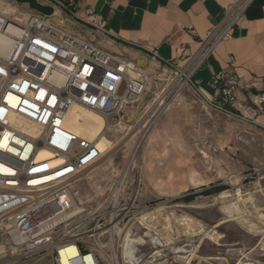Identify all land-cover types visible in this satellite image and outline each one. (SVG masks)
Here are the masks:
<instances>
[{"label":"rangeland","instance_id":"obj_1","mask_svg":"<svg viewBox=\"0 0 264 264\" xmlns=\"http://www.w3.org/2000/svg\"><path fill=\"white\" fill-rule=\"evenodd\" d=\"M56 18L49 19L57 25ZM179 82L167 70L103 135L98 150L106 156L75 185L84 212L68 233L101 264H131L123 258L126 232L137 240L134 264H264V129L213 111L189 87L153 121L158 98ZM69 121L90 138L101 135L91 112L76 109ZM17 264L51 263L36 256Z\"/></svg>","mask_w":264,"mask_h":264},{"label":"built area","instance_id":"obj_2","mask_svg":"<svg viewBox=\"0 0 264 264\" xmlns=\"http://www.w3.org/2000/svg\"><path fill=\"white\" fill-rule=\"evenodd\" d=\"M36 1L51 7L52 16L61 10L76 23L105 31L104 20L92 8L85 9L83 16L77 14L75 0ZM250 1L240 0L231 7L227 25L207 33L205 53L192 69L165 62L180 78L175 95L172 92L168 98L169 106L180 105L177 98L189 87L217 113L253 124L264 115L263 93L250 94L249 100L239 98L240 90L250 91L254 82H241L223 69L212 74L211 93H206L194 78ZM3 4L0 35L14 43L9 56L0 55V264L36 256L46 257L51 264H101L94 251L68 233L70 220L62 218L73 208L75 185L102 158L96 140L65 126L66 114L75 104L93 110L104 119L106 135L121 124L127 106L143 99L149 79L144 70L55 26L46 16ZM10 27L20 35L12 34ZM41 151L50 157L39 160ZM73 245L80 251L77 257L68 252Z\"/></svg>","mask_w":264,"mask_h":264},{"label":"crops","instance_id":"obj_3","mask_svg":"<svg viewBox=\"0 0 264 264\" xmlns=\"http://www.w3.org/2000/svg\"><path fill=\"white\" fill-rule=\"evenodd\" d=\"M1 1L20 10L17 0ZM75 2L80 16H83L85 9L92 8L104 20L105 31H95L76 23L61 10H56L57 25L71 26L69 31L64 30L144 70L151 85L155 80L161 81L165 72L170 70L165 62H176L187 70L192 69L205 53L206 44L203 40L207 33L224 28L231 18V7L240 0ZM33 11V14L46 16L51 22L49 18L52 15ZM228 35L205 57L195 71L194 78L201 82L202 87L204 82L208 84L212 74L225 69L241 82L255 83L250 91L240 90V101L249 100L250 94H264V0H251L243 16L229 28ZM254 123L264 129V115H259Z\"/></svg>","mask_w":264,"mask_h":264},{"label":"bare ground","instance_id":"obj_4","mask_svg":"<svg viewBox=\"0 0 264 264\" xmlns=\"http://www.w3.org/2000/svg\"><path fill=\"white\" fill-rule=\"evenodd\" d=\"M4 7V4L2 2H0V8H3ZM7 10H12V8L8 7ZM10 31L12 34L14 35H20V32H18V30H15L13 29L12 27H10ZM13 40L10 38V37H7V36H4V35H0V55L3 56V57H7L10 55L11 51H12V48H13ZM133 76H135V74L132 73ZM181 86V85H179ZM174 95H175V92H174ZM173 95V96H174ZM158 96V95H157ZM169 102H170V99H166L164 98V95L160 96L157 100V106L159 107L158 110L156 111L155 115L152 116V120L155 121V119L157 118V116L162 112L163 109H166L168 108L169 106ZM76 109H81V110H84L86 112H91L93 114H95L98 119L101 120V123H102V126H101V130L103 131L104 129V119L102 118V116H100L98 113L94 112L93 110L91 109H88V108H85L83 106H80L78 104H75L73 105L69 110H68V113L66 114V119H65V126L73 131L75 134H77L78 136H81V137H84V138H87L89 140H96L97 142V148L101 145V142H102V137H103V133L101 131V135L99 138H90L84 134H81L79 133L77 130H75L73 127H72V123L73 121H69V117L71 115V113L73 111H75ZM151 120V121H152ZM75 122V121H74ZM150 122V120L148 121ZM148 122L146 123V125L144 126V128L147 126ZM122 124V123H121ZM120 124V125H121ZM74 125V124H73ZM89 125V124H88ZM125 129V128H124ZM117 130V129H116ZM100 131V130H99ZM88 132V131H86ZM97 133V131H96ZM95 133V134H96ZM94 135V134H93ZM107 136V135H105ZM100 153H103V152H100ZM106 155H102V158H104ZM50 157V154L47 152V151H41L40 154L38 155V159L39 160H45V159H48ZM56 163V162H55ZM131 164V163H130ZM130 164L127 165V168L124 172V174L122 175V178L124 179L126 176H127V173L129 171V167H130ZM78 201V200H77ZM79 203H77L76 201H74L73 203V208L69 211V212H66L65 216H63L62 218L63 219H66L67 221L68 220H71L75 217H77L79 214H81L82 212H84V210L82 209L81 205L83 204V202L81 201H78ZM156 217V216H155ZM61 218V219H62ZM58 219V218H57ZM56 219V220H57ZM143 224V223H142ZM171 226V225H170ZM150 231V230H149ZM122 232V231H121ZM215 233V232H214ZM119 234V233H118ZM123 237V236H122ZM211 237V236H210ZM213 239V238H212ZM143 241V240H142ZM161 241V240H160ZM137 242V240L135 238H133L131 236L130 233H127L126 232V236L124 238V241H123V258L126 260V262L128 263H131V264H134V244ZM140 242V241H139ZM140 244V243H139ZM68 252L70 255L74 256V257H77L80 255V251L78 250V248L73 245L71 246L69 249H68ZM44 258V256H42Z\"/></svg>","mask_w":264,"mask_h":264},{"label":"water","instance_id":"obj_5","mask_svg":"<svg viewBox=\"0 0 264 264\" xmlns=\"http://www.w3.org/2000/svg\"><path fill=\"white\" fill-rule=\"evenodd\" d=\"M17 2L20 3H26L28 4L33 10H36L44 15H52L53 14V9L51 7H46V6H42L40 5L36 0H17ZM235 118L244 120V121H248L246 119L240 118L235 116Z\"/></svg>","mask_w":264,"mask_h":264},{"label":"trees","instance_id":"obj_6","mask_svg":"<svg viewBox=\"0 0 264 264\" xmlns=\"http://www.w3.org/2000/svg\"><path fill=\"white\" fill-rule=\"evenodd\" d=\"M218 191H221V189L219 188V189H217V190H215V192H218ZM208 194H206V195H209V194H211L212 193V191L210 190L209 192H207ZM186 201H189V200H186Z\"/></svg>","mask_w":264,"mask_h":264}]
</instances>
